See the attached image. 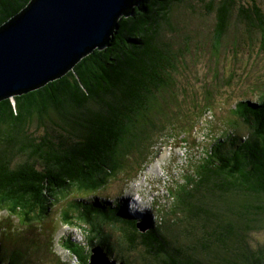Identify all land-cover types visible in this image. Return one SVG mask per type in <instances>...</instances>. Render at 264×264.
I'll list each match as a JSON object with an SVG mask.
<instances>
[{"label":"trees","instance_id":"trees-1","mask_svg":"<svg viewBox=\"0 0 264 264\" xmlns=\"http://www.w3.org/2000/svg\"><path fill=\"white\" fill-rule=\"evenodd\" d=\"M32 2L0 0V28ZM189 2L142 0L134 16L119 21L120 29L105 50H96L61 79L0 102V201L33 212L44 199L70 186L94 191L98 186L91 182L107 185L103 179L117 169L115 157L124 158L129 145L134 148L129 146L130 150L141 148L148 128H155L147 113L155 110L156 96L170 84L167 73L179 56L177 40L165 32L175 29L176 8ZM202 4L216 18V44L224 43L237 21L258 32L264 45V11L256 0L248 4L202 0ZM241 106L239 117L251 133L231 134L217 142L197 180H190L192 186L177 202L182 212L198 210L197 224H202L204 234L212 232V244L205 248L211 260L189 254L169 228L148 221L150 228L143 234L138 220L123 206L107 209L94 200L78 204L92 228L88 247L74 243L69 248L80 264H89L96 246L119 264H132L124 256L118 258L103 222L121 225L128 248H143L148 254L146 264H264V247L253 250L246 243L250 231L264 228V206L251 203L264 200V98L259 105ZM130 125L141 128L143 139L137 147L133 143L137 137L129 135ZM40 130L43 134L37 136ZM17 157L26 160L16 163ZM4 261L0 245V264Z\"/></svg>","mask_w":264,"mask_h":264},{"label":"rangeland","instance_id":"rangeland-1","mask_svg":"<svg viewBox=\"0 0 264 264\" xmlns=\"http://www.w3.org/2000/svg\"><path fill=\"white\" fill-rule=\"evenodd\" d=\"M239 1L248 4L253 0ZM256 1L264 11V0ZM189 3L176 8L175 29L165 32L177 40L179 56L167 73L170 84L156 96L155 110L147 113L155 128L150 121L141 148L130 150L129 145L124 158L115 157L117 169L103 179L106 186L101 187L100 180L91 182L98 186L94 191L70 186L44 199L33 212L0 201L2 264H80L69 248L74 243L88 247L92 228L78 205L87 201L103 202L107 209L123 206L128 216L138 220L139 230L150 228L148 221L163 225L189 254L211 260L205 248L212 244V232L209 229L204 234L202 224H197L198 210L182 212L177 202L183 190L192 186L190 180H197L201 164L217 142L231 134L247 137L251 133L239 117L244 106L240 104L259 105L264 98V45L258 32L237 21L224 43L216 44L215 16L209 15L202 0ZM129 128V135L137 137L133 142L137 147L143 139L141 128ZM42 134L43 130L37 132V136ZM25 160L17 157L15 161ZM251 203L264 206V200L255 203L252 199ZM129 205L144 211L130 212ZM101 225L118 258L146 264L148 254L143 248H128L121 225ZM246 243L253 250L264 247V228L250 231Z\"/></svg>","mask_w":264,"mask_h":264},{"label":"water","instance_id":"water-1","mask_svg":"<svg viewBox=\"0 0 264 264\" xmlns=\"http://www.w3.org/2000/svg\"><path fill=\"white\" fill-rule=\"evenodd\" d=\"M141 2L33 0L0 28V102L61 79L96 50H105L119 21L134 16ZM91 254L89 264H119L101 246Z\"/></svg>","mask_w":264,"mask_h":264},{"label":"clouds","instance_id":"clouds-1","mask_svg":"<svg viewBox=\"0 0 264 264\" xmlns=\"http://www.w3.org/2000/svg\"><path fill=\"white\" fill-rule=\"evenodd\" d=\"M129 211H130V212H133V213L136 212V211H139V212L143 213L144 209H142V208H137V209L134 210V209L132 208V206L129 205Z\"/></svg>","mask_w":264,"mask_h":264}]
</instances>
